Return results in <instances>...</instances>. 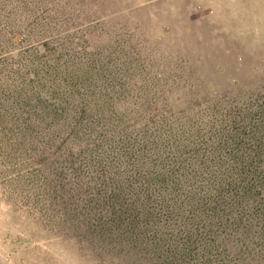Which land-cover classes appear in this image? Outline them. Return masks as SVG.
<instances>
[{
  "label": "trees",
  "instance_id": "16d2710c",
  "mask_svg": "<svg viewBox=\"0 0 264 264\" xmlns=\"http://www.w3.org/2000/svg\"><path fill=\"white\" fill-rule=\"evenodd\" d=\"M8 1L0 0V13L9 16ZM28 25L21 47L0 55L4 158L18 152L22 167L33 158L30 174L72 207L83 204L86 225L143 240L169 264L264 257L261 92L191 113L164 115L156 100L143 111L141 88L128 82L132 71L116 53L92 50L77 35L32 43L34 32L44 36L59 24ZM128 94L138 98L135 115L111 106Z\"/></svg>",
  "mask_w": 264,
  "mask_h": 264
},
{
  "label": "rangeland",
  "instance_id": "374dc122",
  "mask_svg": "<svg viewBox=\"0 0 264 264\" xmlns=\"http://www.w3.org/2000/svg\"><path fill=\"white\" fill-rule=\"evenodd\" d=\"M8 2L12 15L0 13V55L21 47L29 23L37 22V31L42 22L58 23L44 36L34 32L30 42L77 35L92 50L116 53L122 67L132 71L128 82L141 88L136 96L145 102L143 111L154 100L162 105L160 113L171 115L191 113L203 103L225 105L253 93L264 95V0ZM130 97H115L111 106L135 115L138 98ZM5 143L3 138L0 144ZM4 157L0 153V264H169L153 259L152 247L143 240L86 225L83 204L72 207V199L62 200L50 184L30 174L33 158L22 167L18 152ZM239 262L264 264V257L247 255Z\"/></svg>",
  "mask_w": 264,
  "mask_h": 264
}]
</instances>
